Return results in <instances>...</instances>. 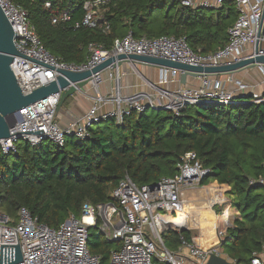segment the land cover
<instances>
[{"label":"trees","instance_id":"obj_1","mask_svg":"<svg viewBox=\"0 0 264 264\" xmlns=\"http://www.w3.org/2000/svg\"><path fill=\"white\" fill-rule=\"evenodd\" d=\"M9 1L27 13L42 47L68 65L85 63L90 45L110 51L114 40L129 32L135 38H183L192 52L210 54L226 45L238 16L231 0L214 10L184 7L178 0H109L99 6L96 26L87 28L81 21L88 0ZM65 13L69 18L63 21ZM233 96L237 100L228 105H185L177 113L131 111L120 124L114 118L95 124L84 140L67 137L63 147L19 142L15 152H0V212L15 221L24 208L55 229L71 215L80 217L85 203L111 201L124 176L138 186L175 176L180 158L192 152L210 171L198 186L230 187L239 215L220 243L223 253L237 264H249L253 252L264 251V189L249 183L264 174V101L254 102L248 92ZM180 237L191 242L192 234H161L171 251L180 246ZM120 247L97 228L88 231V251L101 264H108L110 253Z\"/></svg>","mask_w":264,"mask_h":264},{"label":"built area","instance_id":"obj_2","mask_svg":"<svg viewBox=\"0 0 264 264\" xmlns=\"http://www.w3.org/2000/svg\"><path fill=\"white\" fill-rule=\"evenodd\" d=\"M108 1L84 2L85 14L81 25L94 28L99 17V6ZM178 1L184 7L214 10L228 0H198L197 3L192 0ZM231 1L238 12L237 19L227 31L226 45L213 53L196 54L190 50L183 38H135L129 32L123 38L115 39L110 51L90 45V55L81 65L60 63L51 56L42 47L34 27L29 25L27 13L21 7L9 0H0V8L11 25L15 36L14 45L18 52V55L12 58L11 71L22 92L29 94L36 88L54 81L58 76L57 70H91L105 59L119 54L151 56L193 66L237 63L253 54L256 43L264 48V0ZM68 18L65 13L61 20ZM259 54L262 52L259 51ZM257 67L263 72V66ZM158 70L155 84L146 81L147 90L130 95L120 94L118 68L108 67L105 70L111 80L114 79L113 74H116L117 85L107 96L101 95L99 89L105 71L91 75L88 85L95 93L90 98L91 106L83 117L64 129L56 122L62 91L22 108L15 124L9 130V137L0 139V152L7 155L16 151L19 142L36 146L44 142V139L55 147H63L67 137L84 140L89 136L88 130L93 125L110 118L120 124L123 117L131 111L141 113L155 109L177 113L185 105H228L237 100V97L233 96L234 93L248 90V86L236 83V90L228 91L218 80L209 76L199 77V83L195 87L179 85L174 90H166V86L179 84L177 73L166 69ZM252 96L254 102L264 101V94L252 93ZM108 106L112 109H108ZM40 130L43 132L40 135L15 134ZM176 170L175 176L161 178L149 186H138L128 176H124L111 191V201L96 206L85 203L80 217L71 215L55 229L40 223L24 208L18 211L15 221L0 212V245H17L18 241L22 261L17 264H101L100 257L91 254L87 248L88 231L97 228L107 240L119 242L121 245L119 250L110 253L108 264H206L211 255H222L219 247L200 248L193 240L187 242L180 237V246L171 251L165 247L161 238L165 230L181 234L179 231L187 227L184 190L198 186L200 180L210 172L201 167L192 152L180 158ZM249 183L264 189V174L251 179ZM222 233L224 232L219 234ZM263 253L264 251L253 252L249 264H264ZM232 264L237 263L233 261Z\"/></svg>","mask_w":264,"mask_h":264},{"label":"water","instance_id":"obj_3","mask_svg":"<svg viewBox=\"0 0 264 264\" xmlns=\"http://www.w3.org/2000/svg\"><path fill=\"white\" fill-rule=\"evenodd\" d=\"M14 38L11 25L0 8V139L9 137V130L15 124L16 117L22 108L62 91L57 107V111H59L66 99L73 97L79 90L88 86L91 75L105 71L108 67L116 69L121 67L123 63H126L135 70H137L136 66L141 64L174 71L177 73L179 85L184 87L186 86L188 77L199 78L201 76L231 75L255 66H264V48L259 47L258 43L255 44L254 52L251 56L245 57L237 63L221 66H193L151 56L119 54L105 59L91 70L82 72L57 70L58 76L54 81L46 86L36 88L29 94H24L10 68L13 56L18 55L14 45ZM259 51L262 54H259ZM42 133V130H40L37 132L15 134L40 135ZM44 141L47 140L44 139ZM184 231L186 229H181L179 232L182 233ZM20 261H22V257L18 241L17 245H0V264H17ZM206 264L231 263L220 256L211 255Z\"/></svg>","mask_w":264,"mask_h":264},{"label":"crops","instance_id":"obj_4","mask_svg":"<svg viewBox=\"0 0 264 264\" xmlns=\"http://www.w3.org/2000/svg\"><path fill=\"white\" fill-rule=\"evenodd\" d=\"M194 3H197L198 0H192ZM210 2H213V0H209ZM130 66L126 63H123L121 65V67H119L118 69L123 73L124 77L122 78V87H123V91H124V95H130L134 92L137 91H144L147 90L146 89V82H150L151 81L149 79H147L148 77H151L150 74H152L153 72L157 75L156 79H158V74H159V70L158 68H154L151 66H146V65H141L138 64L136 66V69L138 72H140V76L142 77V79L144 81L139 83L136 78H134L129 70H130ZM144 71H150L149 75L147 76H143V74L141 73ZM103 82L100 85V93L101 95L107 96L110 95L112 90H113V82L111 81L110 78H108V72L105 71L103 72ZM178 79V76H176ZM212 79H216L218 80L221 84H223L224 88L228 91H235L236 90V83H241L244 84L246 86H248V93H255V94H264V66H263V72H261L259 70V68L257 66L252 67L250 69H245L243 71H240L239 73H235V74H231V75H216L213 77H210ZM199 83L198 78H192V77H188L186 80V87H195L197 84ZM179 87V84L174 83L172 85L166 86L165 89L166 90H174L176 88ZM89 89L91 90V92H89ZM89 92V93H88ZM95 93L93 92L92 88L90 87V85L84 87L80 92H78L76 95H74L73 97H71L69 99V101L59 109V111H57V115H56V122L57 124L62 128H67L70 124H72L75 120L83 117L86 112L88 111L89 107L91 106V100L90 98L94 95ZM108 109H112L111 106L107 107ZM216 184V183H215ZM217 185V184H216ZM214 186V184H213ZM219 187V186H218ZM204 188V187H203ZM191 188L185 189L184 190V206L187 204L190 206H194L193 203H199V201H196L195 197L190 196V190ZM190 216L187 217V227L185 228L186 231H192V228H189L190 225ZM193 228H199L198 225L194 224L192 225ZM197 230V229H196ZM201 230V229H200ZM201 236V233H200ZM214 236H215V242L208 247H215L217 245L218 238L216 236V231L214 232ZM206 239H204V242H198L197 240L200 239V237L195 238L192 235V239L194 241V243L199 246L200 248H204L201 245L206 244L209 240H210V236H205ZM220 245V244H219ZM205 247V248H208ZM220 247V246H219ZM177 250V249H176ZM221 250V256L222 258L226 259L228 261V257L226 256L225 253H223L222 248ZM175 251V250H173ZM186 252V251H184ZM262 257H264V253L262 254ZM230 260V259H229ZM232 261V260H230ZM232 264V263H231Z\"/></svg>","mask_w":264,"mask_h":264},{"label":"rangeland","instance_id":"obj_5","mask_svg":"<svg viewBox=\"0 0 264 264\" xmlns=\"http://www.w3.org/2000/svg\"><path fill=\"white\" fill-rule=\"evenodd\" d=\"M119 72H120V75H119L118 87L120 88V94L124 95V91H123V87H122V80H123L122 78L124 77V75H123V73L121 71H119ZM129 72L134 78H136V80L139 83H141V82L144 83L145 79L144 80L142 79V77L139 74L140 72L134 70L133 68H130ZM141 73L143 74V76L144 75L147 76V75H149L150 71H144V72L141 71ZM113 75H114V79L111 80V81L113 82V87L115 88V87H117L116 82H115L116 74H113ZM150 76L151 77H148L147 79H149L151 81V83L155 84L157 82V79H156L157 75L153 72L152 74H150ZM89 92H91L90 89H89ZM93 127H95V125H93ZM213 184H214V186H213ZM206 188H208L207 190L209 191V196H211V201L209 202L206 210L202 212L200 210V207H202V205H203L202 199L207 198V197H205L203 195L200 197V195L203 193L201 190H204ZM189 191H190L191 195H195V194L199 195L200 194L199 196L197 195V197H200L199 201H201V202H199L197 204L193 203L194 206H192V207H196L193 210H197L198 211V214L200 215V218L206 219V215L208 214L210 219H215V221L217 223L216 224V229L213 231V234H211V236L212 235L213 236L212 237L210 236V237L213 238L214 237V232L216 231V236H217L218 241H219L216 246L219 247L220 246L219 244L222 242V240L226 236V231L229 228L232 227L233 222L235 221V219L239 218L237 210L234 207V199L231 196L230 187L216 185L215 183H210L208 186H206L204 188L203 187H199V186H196V187L194 186ZM196 199H198V198H196ZM204 201H206V200H204ZM188 206H190V205H188ZM188 206H186V207H188ZM222 217H223V219H222ZM192 225H194V223L190 219L189 228H192L191 229L192 231H190V232L195 238L200 237L198 242H200V244H201V242H204L203 240L206 239V238H205V236H200L201 230L198 229V228H193ZM209 228H211L210 221H209ZM222 228H225V230H223ZM221 231L224 232V233L219 234ZM219 249H221V247H219ZM228 262L232 263L233 261H230L228 259Z\"/></svg>","mask_w":264,"mask_h":264},{"label":"bare ground","instance_id":"obj_6","mask_svg":"<svg viewBox=\"0 0 264 264\" xmlns=\"http://www.w3.org/2000/svg\"><path fill=\"white\" fill-rule=\"evenodd\" d=\"M207 189L208 188H206L204 190H201L203 193L201 195L199 194L200 197L202 195L205 196V197H207V198L202 199L203 205H202V207H200V210L202 212L206 210L209 202L211 201V196H209V191ZM197 195L198 194H195V195H191L190 194V196L195 197V198H198L196 200L199 201L200 200V197H197ZM204 200H206V201H204ZM199 202H201V201H199ZM186 206H184V214H185L186 217H189L190 216V218L193 221V223L199 226V228L201 229V236H211V234H213V231L216 229V224L217 223H216L215 219H210V217H209L208 214L206 215V219L200 218V215L198 214V211L197 210H193L196 207H192V206L186 207ZM222 219H223V217H222ZM209 221H210L211 228H209ZM211 237H210V240L205 245H201V246L204 247V248L205 247H208V246H211L215 242V240H216L215 239V236L213 237L214 239L211 238Z\"/></svg>","mask_w":264,"mask_h":264}]
</instances>
